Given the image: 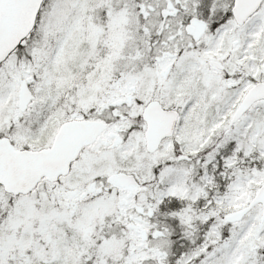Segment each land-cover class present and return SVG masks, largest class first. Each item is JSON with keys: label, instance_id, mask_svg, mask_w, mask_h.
<instances>
[{"label": "snow or ice", "instance_id": "snow-or-ice-1", "mask_svg": "<svg viewBox=\"0 0 264 264\" xmlns=\"http://www.w3.org/2000/svg\"><path fill=\"white\" fill-rule=\"evenodd\" d=\"M0 264H264V0H0Z\"/></svg>", "mask_w": 264, "mask_h": 264}]
</instances>
